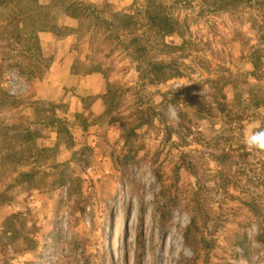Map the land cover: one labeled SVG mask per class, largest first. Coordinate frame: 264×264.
I'll list each match as a JSON object with an SVG mask.
<instances>
[{
  "label": "rangeland",
  "instance_id": "374dc122",
  "mask_svg": "<svg viewBox=\"0 0 264 264\" xmlns=\"http://www.w3.org/2000/svg\"><path fill=\"white\" fill-rule=\"evenodd\" d=\"M44 1V17L75 26L57 14L69 0ZM143 1L109 0L110 10ZM166 1L187 41L159 55L177 76L152 84L100 41L107 78L82 74L87 36L14 38L32 18L4 20L0 0L1 81L14 97L0 104V264H191L181 233L194 209L209 220L198 215L208 244L192 264H264V153L245 144L264 128V3L212 13L200 0ZM109 106L114 118L100 116ZM171 198L163 233L155 203Z\"/></svg>",
  "mask_w": 264,
  "mask_h": 264
},
{
  "label": "trees",
  "instance_id": "16d2710c",
  "mask_svg": "<svg viewBox=\"0 0 264 264\" xmlns=\"http://www.w3.org/2000/svg\"><path fill=\"white\" fill-rule=\"evenodd\" d=\"M200 1L202 6L207 5V10L212 13L236 10L248 2L256 4L255 0ZM7 2L9 5L6 7L7 13L4 16V20L12 18H32L31 21L23 24L21 28L15 31L14 38L21 36V33L27 29H29V33L25 40L30 41L35 40L41 32L54 33L60 39L73 35L80 40L87 36V42L93 53L88 56L89 64L84 63V61L80 63L83 66L82 74L101 73L107 78L108 69L103 67V60L96 57V53L102 50L99 46L100 41L106 44V46H111L113 49L110 51L121 48L122 51L137 62L142 80H146L148 83H163L177 76V71H174V61L163 59L159 55L164 56L165 54L173 53L174 51L172 50H183L187 39L185 33L181 31V25L183 24L172 16L170 12L171 5L166 0H144L143 5L134 12H113L110 10L109 0H100L97 3H92L87 0H69L57 9V14L74 21L75 26L73 27L63 25L57 19L50 20L44 17L45 13L50 9L49 3L47 4L44 0H7ZM258 3L263 4L264 0ZM177 37L183 38L181 39L182 43L181 41L176 42L173 40L177 39ZM6 59L8 60L9 57H3L2 62ZM1 64L3 65V63ZM1 66L0 104L5 105L10 104L14 97L3 87L1 81ZM257 68L259 67L256 64L254 69ZM188 97L198 102L199 96L189 95ZM110 106L100 116L110 114ZM110 117L111 119L114 118L111 114ZM80 120L78 119V121ZM147 122L140 121L131 129L129 128L132 127L131 123L129 125H125L126 123H124V130L126 127L127 129L126 131H122V136L127 139L136 135V128L142 127ZM108 124L112 125L113 123L109 120ZM63 130L64 132H68L66 124L63 125ZM30 132L34 135H39L40 131L35 129ZM33 149V153L38 154L54 151V148H39L35 145ZM7 156H9L8 152L1 155L3 160ZM133 182L134 179H131L132 185ZM175 204V198H171L169 201H156L155 210L158 213L160 232L165 233L169 229L171 212ZM198 207L200 208L199 204ZM189 213V223L182 229L181 237L183 245L190 250L193 256L189 260L192 264L197 257H200L201 251H205L208 244L206 235L199 227L198 215L202 216L204 223H206L209 220V213H206L203 209L198 211V215L195 209ZM11 217H16V214H13ZM255 238L263 241L264 232Z\"/></svg>",
  "mask_w": 264,
  "mask_h": 264
},
{
  "label": "clouds",
  "instance_id": "9594fccd",
  "mask_svg": "<svg viewBox=\"0 0 264 264\" xmlns=\"http://www.w3.org/2000/svg\"><path fill=\"white\" fill-rule=\"evenodd\" d=\"M245 144L249 151L264 153V128L251 131L245 138Z\"/></svg>",
  "mask_w": 264,
  "mask_h": 264
},
{
  "label": "crops",
  "instance_id": "0c3cea01",
  "mask_svg": "<svg viewBox=\"0 0 264 264\" xmlns=\"http://www.w3.org/2000/svg\"><path fill=\"white\" fill-rule=\"evenodd\" d=\"M43 34H45V33H43ZM87 76H89V77H93V78H96V80H97V82L99 83V81H100V76L98 75V73L96 74V73H91V74H87ZM97 86V85H96Z\"/></svg>",
  "mask_w": 264,
  "mask_h": 264
}]
</instances>
